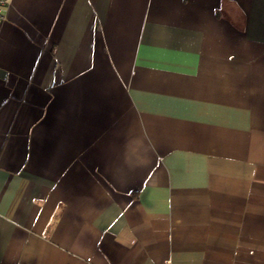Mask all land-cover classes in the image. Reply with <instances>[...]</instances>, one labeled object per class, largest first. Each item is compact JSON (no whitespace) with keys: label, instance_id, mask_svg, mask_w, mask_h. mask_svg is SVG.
I'll return each instance as SVG.
<instances>
[{"label":"crops","instance_id":"crops-1","mask_svg":"<svg viewBox=\"0 0 264 264\" xmlns=\"http://www.w3.org/2000/svg\"><path fill=\"white\" fill-rule=\"evenodd\" d=\"M0 264H264V0H9Z\"/></svg>","mask_w":264,"mask_h":264},{"label":"built area","instance_id":"built-area-1","mask_svg":"<svg viewBox=\"0 0 264 264\" xmlns=\"http://www.w3.org/2000/svg\"><path fill=\"white\" fill-rule=\"evenodd\" d=\"M9 4V0H0V21L6 18V9Z\"/></svg>","mask_w":264,"mask_h":264}]
</instances>
